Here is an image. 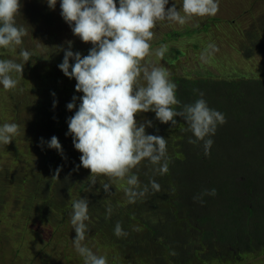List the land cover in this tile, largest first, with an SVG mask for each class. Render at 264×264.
<instances>
[{
  "label": "trees",
  "instance_id": "obj_1",
  "mask_svg": "<svg viewBox=\"0 0 264 264\" xmlns=\"http://www.w3.org/2000/svg\"><path fill=\"white\" fill-rule=\"evenodd\" d=\"M248 4L251 7L253 3ZM259 6L257 11L255 6L251 7V20L244 26L239 27L238 21L227 16L216 15L201 18V25L189 34H201L203 37L208 32L218 31L219 27L230 31L233 29L235 39L238 37L239 40L231 42L232 38L228 36L226 44L233 43L230 47L235 45L234 48L244 59L251 60L256 55L264 57V0H260ZM231 11L232 16L239 12ZM34 14L48 21L52 15L46 4L38 5ZM60 19L59 35L66 33L68 28L63 18ZM178 36V32H173L167 38L171 40ZM202 37L201 43L206 44ZM174 53L175 58L180 54ZM45 69L39 63L26 64L20 84L25 86V92H38L41 95L37 105L27 104L28 116L36 112L35 125H43L41 132L48 138L45 141L58 136L63 157L46 145L42 147L41 141L37 150H28L30 155L26 153L22 159L16 155L3 158L2 147L0 213L3 208L5 214L11 212L12 208L19 209L16 218L13 216L15 212L9 218L18 225L30 227L25 219L31 213L30 210L34 209V216L39 219L40 225L34 233L44 236L48 233L54 243L51 252L57 255L55 246L63 247L67 240L66 230H72L68 222V213L71 211V208H67L71 204L68 199H77L81 195L84 198L83 193L88 190L89 180H84V176L79 178V170L83 167L77 166L80 165L82 154L74 148L72 137L66 135L67 120L74 114L66 107L68 101L72 100L68 87L75 83V79L66 77L57 65ZM210 77L200 74L194 77L171 76L177 85V98L182 104L197 99L198 93L194 90H199L204 93L211 108L225 115L226 123L218 127L213 137L215 152L205 157L201 154V145L199 155L189 154L176 159L182 151L180 144H187L191 136L190 132L182 130L186 127L183 119L178 117L177 125L173 127L171 123L162 124L156 118L140 113L136 116L138 122L152 121L153 127L146 128L147 134L168 140L170 171L163 177H154L161 185V191L150 194L143 202L129 205L124 202L122 188L114 186L111 189L114 195L110 196L100 189L108 196L104 201L106 206L100 205L96 209V205L90 201V225H99L96 230L97 237L104 238L100 242L102 250L106 248V243L107 247H111L107 249L113 250V262L107 257L109 264L121 261L129 264H156L142 261L152 253L156 244L160 249L168 251L175 260L173 264H242L241 258L256 259L264 255V79L242 74L238 79L229 77L215 80ZM18 92L15 91V94ZM54 99L57 101L55 108ZM42 116H45V120H42ZM178 142L177 147L170 150V146ZM7 147L12 148L10 144ZM58 167L62 170L54 178ZM151 176L148 168L141 166V181L147 183ZM199 181L206 183L205 187L209 186V190L215 188L217 193L215 197L204 196L202 204L193 199L196 195L192 188ZM98 188L99 183L94 189ZM176 189L186 194V200L181 204L174 203L173 197L169 195ZM109 205L113 207V214L106 219V208ZM103 208L104 212L100 213L99 210ZM117 222L128 232L126 237L117 238L114 235L113 229ZM134 228H139V231ZM190 240H195L199 245L195 252L189 247ZM183 251H186L184 255ZM137 256L138 260H135ZM41 257L42 254L34 261L41 262ZM250 264H259V261Z\"/></svg>",
  "mask_w": 264,
  "mask_h": 264
},
{
  "label": "clouds",
  "instance_id": "obj_2",
  "mask_svg": "<svg viewBox=\"0 0 264 264\" xmlns=\"http://www.w3.org/2000/svg\"><path fill=\"white\" fill-rule=\"evenodd\" d=\"M57 3L72 33L91 44L87 55L74 52L72 41L66 42L67 48H55L64 54L58 68L69 79H75V91L83 94L74 95L66 105L74 112L67 120L66 135L72 137L74 148L82 154L77 168L83 169L79 174L85 170L91 172L89 191L99 183L96 191L102 189L110 196L114 195L111 189L119 186L126 204L143 202L150 194L161 191L154 177L169 173L171 158L168 140L147 134L146 128L153 127L152 121L140 123L136 119L138 114L146 113L173 127L177 125V118H182L186 124L182 130L191 133L188 143L202 144L205 157L211 153L212 137L218 127L226 123L225 115L211 108L199 90H194L198 93L197 99L181 103L170 71L160 63L168 60L169 45L153 46L158 28H183L197 18L216 16L220 0H172L171 7H168L170 0H47L52 10ZM21 7V0H0V88L22 93L20 78L24 67L36 56L34 49L24 47L29 32L28 26L19 23ZM218 51L215 42L206 43L199 53L200 62L208 63ZM5 55L12 58H2ZM52 95L55 97L54 92ZM56 104L54 99V108ZM20 130L17 122L0 123V146L9 145L20 135ZM178 144L170 146V150ZM44 145L63 157V148L56 136L47 141L41 138V146ZM141 166L152 173L147 183L140 179ZM61 170L55 169L54 178ZM205 185L199 181L193 186L194 201L202 204L204 196H216V189L209 190ZM185 195L183 190L176 189L172 192L174 203L181 204L186 200ZM70 203L68 222L76 235L66 242L72 244L71 252H76L72 256H79L83 264H109L106 255H98L86 243L92 223L89 200L80 196ZM112 214L113 207L109 205L105 218ZM113 233L117 238L128 235L120 222L114 225ZM167 256L171 257L156 244L142 261L158 262Z\"/></svg>",
  "mask_w": 264,
  "mask_h": 264
},
{
  "label": "rangeland",
  "instance_id": "obj_3",
  "mask_svg": "<svg viewBox=\"0 0 264 264\" xmlns=\"http://www.w3.org/2000/svg\"><path fill=\"white\" fill-rule=\"evenodd\" d=\"M249 3H253L252 6H255L257 11L260 6V0H220V8L217 15L227 16L231 20L239 22V27L246 25L251 19V7ZM47 4V0H21V17H19V23L25 24L28 26L29 35L25 38L26 42L24 47L35 50V56L33 60H30L27 63L31 64H41L46 67L45 70H49L51 65H58L62 63L63 52H56L55 49L57 46H62L67 48V41L73 42L72 50L74 52H80L81 55H87L91 44H86L82 42L78 37H76L70 27L68 26L66 33L58 34L59 24L62 23L60 17V6L57 3L55 10H52L48 6L49 12L52 14L49 21L40 19L38 15H35L34 12L38 9V5ZM172 6V0L168 7ZM179 9V6H177ZM239 11L237 15L232 16V11ZM58 18V19H57ZM198 25V26H195ZM201 25V18H197L190 22L189 25L184 26L183 28H171V27H162L158 28V36L153 43V46H158L160 43H166L169 45V54L167 61H161L171 73V76L178 77H194L195 75L200 74L201 76H211L210 78L218 80L219 78H240V74L243 76L264 79V57L256 55L253 59L247 60L239 54V52L234 48L230 47L233 43L226 44V38H232L231 42H236L239 40L235 39L233 29L221 28L219 27L218 31H212L204 34L203 37L201 34L190 35L189 32L193 29L198 28ZM201 29V28H200ZM173 32H178L180 36L176 39L167 38L168 34ZM202 40L205 42H215L219 48V51L214 55V57L206 64L201 63L199 60V53L201 52L204 43H201ZM242 40V35H241ZM197 45V47H196ZM18 51V50H17ZM174 52H180L179 55L175 58ZM5 59L12 58L8 55L4 56ZM70 63H74L71 62ZM215 69V70H214ZM75 83L73 86H69V96H81L82 93H77L75 91ZM24 90L23 92H18V96L15 94V91H4L0 88V123L5 122H17L21 125L20 135H18L14 141L9 143L12 148L6 146L3 147L1 156L3 158H10L13 155L22 159L28 155V150H37L39 141L41 138L48 139L45 137L44 133L41 132L43 125L36 126V115L35 113L32 116H28V107L27 104H35L41 99V95L38 92H25V86H21ZM70 102V101H68ZM72 102V100H71ZM36 116V117H35ZM42 120H45V116H42ZM48 120V117H47ZM46 120V121H47ZM45 125V124H44ZM58 138V136H56ZM180 137V136H178ZM177 137V138H178ZM50 139V138H49ZM213 139V137H212ZM180 143V142H179ZM200 143L198 144H180L181 153H178L176 159L188 156L189 154L199 155L201 150ZM28 148V149H27ZM215 152V149H211V153ZM203 153V149L201 154ZM84 176V180H89L91 176L90 171H84L79 174V178ZM76 178V177H75ZM78 179V178H76ZM67 183V182H66ZM75 183V182H73ZM84 198H87L89 202L91 201L96 205V209L102 206H106L104 202L107 200L108 196L103 192H97L96 189L85 191ZM172 198V193H170ZM82 196V195H81ZM73 199V198H72ZM71 198L68 199V202ZM39 204H36L37 206ZM34 206V207H35ZM43 207V206H42ZM50 208V206H49ZM67 208H71V204L67 205ZM19 209L12 208L11 212L5 214L4 208L0 213V264H29V261H34V259L41 257V264H66V258H69L66 254H62L64 248L60 245L55 246L58 250L57 255L53 254L51 251L54 249V243L49 239L50 236L48 233L44 235H36L34 232L40 228L39 219L34 216V209H31V213H28L27 224L30 227H25L22 225L16 224V221H13L9 218L14 213V218L17 217L16 211ZM52 210V209H51ZM53 211V210H52ZM100 213L104 212V208L99 210ZM24 213L22 214V216ZM46 219V217H45ZM25 222V221H24ZM34 222H36L34 224ZM97 223H93V228L96 229ZM88 233L87 241L88 245L92 248L94 252L98 255H106L111 262L113 258L111 254L113 253L112 249H107V243L105 244L106 248H103L100 244L101 240L104 238L97 237V231H94L90 228ZM64 246V245H63ZM65 250H69L66 248ZM71 252V250H70ZM72 253V252H71ZM72 254H76L74 251ZM138 260V256L135 258ZM207 260H210L207 259ZM242 264H250L252 261H259V264H264V255L253 259V258H241ZM71 264H78L76 260H70ZM129 264V262H123L116 264ZM167 262L166 264H170ZM34 264H40V260L34 261ZM173 264V263H171Z\"/></svg>",
  "mask_w": 264,
  "mask_h": 264
},
{
  "label": "flooded vegetation",
  "instance_id": "obj_4",
  "mask_svg": "<svg viewBox=\"0 0 264 264\" xmlns=\"http://www.w3.org/2000/svg\"><path fill=\"white\" fill-rule=\"evenodd\" d=\"M26 220V222L28 221V218L27 219H25ZM24 220V221H25ZM93 231H97L96 229H94L93 228V225H90L89 226ZM69 228V227H68ZM66 232H67V236H66V239L67 240H70V239H72V237L73 236H75L76 235V233H75V231L74 230H66ZM89 232H91L90 230H89ZM70 237V238H69ZM191 241V243H189V247L190 248H192V250L195 252L196 251V249L199 247V245L196 243V241L195 240H190ZM189 241V242H190ZM64 244V246H63V248H64V251L62 252V254H66L67 256H69V258H70V260H76V262L78 263V264H80L81 263V261H82V259L78 256V257H74V256H72V254H71V252H70V250H71V248H72V244H70V243H68V242H65V243H63ZM198 245V246H197ZM187 246H188V244H187ZM66 248H68L69 250H65ZM185 254V253H184ZM183 254V255H184ZM200 254H201V247H200ZM69 258H66L65 260H66V264H71V263H69ZM80 258V259H79ZM35 261H38V260H35ZM173 261H175L172 257H169V256H167L165 259H162V260H160V261H158V262H156L155 261V263L156 264H166L167 262H173ZM139 262H141V260H139ZM29 264H34V261H32V262H30Z\"/></svg>",
  "mask_w": 264,
  "mask_h": 264
}]
</instances>
